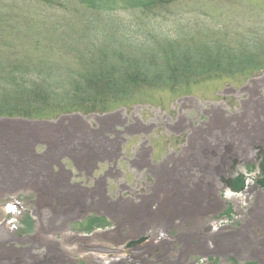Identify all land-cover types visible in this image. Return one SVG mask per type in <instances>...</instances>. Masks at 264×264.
I'll list each match as a JSON object with an SVG mask.
<instances>
[{"label": "rangeland", "instance_id": "374dc122", "mask_svg": "<svg viewBox=\"0 0 264 264\" xmlns=\"http://www.w3.org/2000/svg\"><path fill=\"white\" fill-rule=\"evenodd\" d=\"M157 13H96L79 0H0L5 40L15 39L14 29L91 25L121 29L142 45L166 36L185 46L220 42L229 52H254L260 63L173 91L142 90L132 103L106 112L39 122L0 117V128L11 121L62 130L65 121L67 129L44 164L47 172L32 174L42 163L35 156L31 176L10 189L19 200L33 198L36 226L27 219L31 234L12 239L4 228L18 225V211L0 210V264H264L247 253L262 232L241 227L252 193L264 192L255 181L264 150V0H180ZM103 120L118 125L94 133ZM51 126H40L47 132L34 137V149L52 151ZM238 174L248 186L235 194L223 180ZM243 233L247 241L240 244Z\"/></svg>", "mask_w": 264, "mask_h": 264}, {"label": "trees", "instance_id": "16d2710c", "mask_svg": "<svg viewBox=\"0 0 264 264\" xmlns=\"http://www.w3.org/2000/svg\"><path fill=\"white\" fill-rule=\"evenodd\" d=\"M178 1L79 0L96 13L135 10L148 17ZM20 31L12 30L15 39L5 40L7 32L0 28L1 118L48 121L69 112H106L111 105L132 103L144 90L173 91L260 64L254 52H229L206 40L185 46L166 36L142 45L126 39L121 29L76 24ZM27 40L31 48L15 45ZM69 60L71 67L64 65Z\"/></svg>", "mask_w": 264, "mask_h": 264}, {"label": "crops", "instance_id": "0c3cea01", "mask_svg": "<svg viewBox=\"0 0 264 264\" xmlns=\"http://www.w3.org/2000/svg\"><path fill=\"white\" fill-rule=\"evenodd\" d=\"M65 123L66 122L64 121L63 124H61L62 130L60 128L57 130L55 125L51 126V124L49 123L42 124L45 125V128L47 130L51 126L52 130L54 131L52 137L54 135L55 136L52 138V141L50 140L49 143L47 144L48 147L50 146V148H52V151L50 150L45 151L44 148H42V150L41 149L39 150L38 148L34 149L35 147H32V144L35 141V139L47 132L46 129L40 128V126L42 125L32 124V123L27 124L22 122L15 123L11 121L8 122L7 124H2L3 127L0 128V132H1L0 134V200L6 199L7 193L13 194L10 193L12 189H16L17 187H20V185L22 186L23 183L20 184L19 181L21 176H24L25 178H27V175L31 176V174H28L27 172L31 170L30 164L34 163L31 161V159L34 158L35 156H38V158L41 160L42 163H39V160H37L38 163L33 165L34 168H36V171L34 169L31 170L32 174L33 172L35 174L41 173L40 168L46 171V168L44 167L46 165L44 164L52 160V156H53L52 153L55 148V144L57 142L56 140L60 136L59 134L62 133L64 129L65 131H67L66 128H63L65 127ZM48 132L52 134L51 129ZM28 136H30L32 140H27ZM30 142H31V146L29 145ZM43 146H44V142H42V147ZM30 147H32V151L34 150L33 152L36 155L32 156L31 153H29L28 150ZM52 163L53 161L51 162V164ZM28 167L29 169H27ZM11 182H16V185L15 184L13 185ZM2 185H4L5 187H3ZM252 195H253L252 196L253 202L250 209L248 210L249 220L245 222L241 227H243L245 233H247L246 231L249 230L250 228L258 229L260 232H262L261 239H259L260 242L257 243L258 246L256 248H253L256 250L251 249V251L249 250L247 251V253L251 254L254 257L257 256L259 263L261 262L264 263V192L258 191L256 193H252ZM245 233H243L242 235L239 234L241 237L239 238L240 244L241 243L244 244L245 241H247L246 239L247 235H245ZM256 238L258 239V237Z\"/></svg>", "mask_w": 264, "mask_h": 264}, {"label": "water", "instance_id": "95a60500", "mask_svg": "<svg viewBox=\"0 0 264 264\" xmlns=\"http://www.w3.org/2000/svg\"><path fill=\"white\" fill-rule=\"evenodd\" d=\"M259 156H260L259 170H260V174H262V177L259 178L260 174H258L255 181L262 189H264V150L260 149ZM247 180L248 179L247 177H245V175L238 174L235 178H230L228 180H225L224 182L227 185V188L229 189L230 192L239 194L246 190L248 186ZM137 243L131 244L130 247L137 245Z\"/></svg>", "mask_w": 264, "mask_h": 264}, {"label": "flooded vegetation", "instance_id": "af4514ba", "mask_svg": "<svg viewBox=\"0 0 264 264\" xmlns=\"http://www.w3.org/2000/svg\"><path fill=\"white\" fill-rule=\"evenodd\" d=\"M116 125H118V124L113 123L112 120H103L99 124H97L96 128H94L93 131H94V133H98V132L105 130L109 126L113 127ZM133 133L135 134V133H137V131L135 130V131H133Z\"/></svg>", "mask_w": 264, "mask_h": 264}]
</instances>
